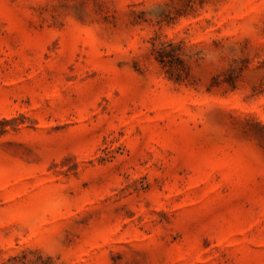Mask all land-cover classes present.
Listing matches in <instances>:
<instances>
[{"label": "rangeland", "instance_id": "obj_1", "mask_svg": "<svg viewBox=\"0 0 264 264\" xmlns=\"http://www.w3.org/2000/svg\"><path fill=\"white\" fill-rule=\"evenodd\" d=\"M0 264H264V0H0Z\"/></svg>", "mask_w": 264, "mask_h": 264}, {"label": "trees", "instance_id": "obj_2", "mask_svg": "<svg viewBox=\"0 0 264 264\" xmlns=\"http://www.w3.org/2000/svg\"><path fill=\"white\" fill-rule=\"evenodd\" d=\"M163 52H166V49H163ZM160 59H161V61H165L164 58H160ZM164 63H166V62H164Z\"/></svg>", "mask_w": 264, "mask_h": 264}]
</instances>
